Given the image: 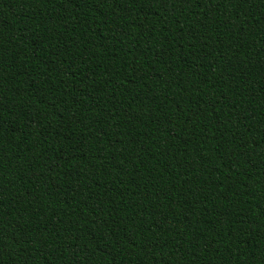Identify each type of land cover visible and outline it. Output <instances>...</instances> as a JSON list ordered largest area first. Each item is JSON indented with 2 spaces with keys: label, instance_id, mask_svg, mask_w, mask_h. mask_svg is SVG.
<instances>
[{
  "label": "trees",
  "instance_id": "obj_1",
  "mask_svg": "<svg viewBox=\"0 0 264 264\" xmlns=\"http://www.w3.org/2000/svg\"><path fill=\"white\" fill-rule=\"evenodd\" d=\"M0 264H264V0H0Z\"/></svg>",
  "mask_w": 264,
  "mask_h": 264
}]
</instances>
